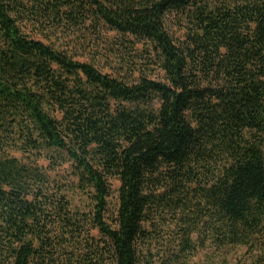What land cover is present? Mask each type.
I'll return each mask as SVG.
<instances>
[{
	"label": "trees",
	"instance_id": "trees-1",
	"mask_svg": "<svg viewBox=\"0 0 264 264\" xmlns=\"http://www.w3.org/2000/svg\"><path fill=\"white\" fill-rule=\"evenodd\" d=\"M190 197L189 234L264 235V0H0V264H142Z\"/></svg>",
	"mask_w": 264,
	"mask_h": 264
},
{
	"label": "rangeland",
	"instance_id": "rangeland-1",
	"mask_svg": "<svg viewBox=\"0 0 264 264\" xmlns=\"http://www.w3.org/2000/svg\"><path fill=\"white\" fill-rule=\"evenodd\" d=\"M152 76L157 75L155 73ZM10 153L24 160L21 152L11 151ZM39 163L48 164L46 160H40ZM59 173L62 176L67 174V166L63 167ZM112 185L113 191L116 192L119 186L118 181H112ZM68 196L73 207L83 209L85 200L79 193L69 192ZM114 197L116 198V195ZM115 198H112L114 203ZM191 202L190 197L189 201L185 202L187 205L174 203L173 209L161 207L151 214L145 223L146 230L149 232L148 238L139 248L142 264H234L258 262L259 256L264 255V235L258 242L249 246H220L211 238H207V235L199 236L196 232L189 234L187 222L193 216Z\"/></svg>",
	"mask_w": 264,
	"mask_h": 264
}]
</instances>
